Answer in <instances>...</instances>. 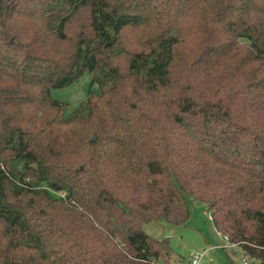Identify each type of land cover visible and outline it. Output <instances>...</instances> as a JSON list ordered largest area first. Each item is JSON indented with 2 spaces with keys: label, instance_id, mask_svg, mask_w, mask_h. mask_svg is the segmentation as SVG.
<instances>
[{
  "label": "trees",
  "instance_id": "1",
  "mask_svg": "<svg viewBox=\"0 0 264 264\" xmlns=\"http://www.w3.org/2000/svg\"><path fill=\"white\" fill-rule=\"evenodd\" d=\"M190 196L264 264V0H0V264H167Z\"/></svg>",
  "mask_w": 264,
  "mask_h": 264
},
{
  "label": "rangeland",
  "instance_id": "2",
  "mask_svg": "<svg viewBox=\"0 0 264 264\" xmlns=\"http://www.w3.org/2000/svg\"><path fill=\"white\" fill-rule=\"evenodd\" d=\"M80 21L73 22L68 27V33L75 36L79 31ZM134 31L128 33L129 40ZM190 42V41H189ZM194 41L179 46L178 51L182 54L188 53L193 48ZM195 49V48H194ZM100 86L92 82L89 72H85L78 81L63 87H56L51 90L54 99L62 101L66 105V113L73 112L79 104L84 101L91 92H99ZM191 208V215L183 225H174L166 221H150L143 225L144 230L156 238L169 236L172 241L173 252L167 264H190L192 254L206 249L207 253L203 264H244L243 258L248 264L253 260L240 247L225 248L217 245H224L226 241L214 226L206 204L195 197L188 199Z\"/></svg>",
  "mask_w": 264,
  "mask_h": 264
},
{
  "label": "built area",
  "instance_id": "3",
  "mask_svg": "<svg viewBox=\"0 0 264 264\" xmlns=\"http://www.w3.org/2000/svg\"><path fill=\"white\" fill-rule=\"evenodd\" d=\"M211 215V213H210ZM212 218V216H211ZM220 233V232H219ZM223 239L226 241L224 245H217L218 247H225V248H235L237 246L236 242L231 241L229 236L227 234H222ZM207 253L206 249H202L200 251H197L196 253L192 254L190 264H203V259ZM244 264H248L247 259L243 258Z\"/></svg>",
  "mask_w": 264,
  "mask_h": 264
},
{
  "label": "water",
  "instance_id": "4",
  "mask_svg": "<svg viewBox=\"0 0 264 264\" xmlns=\"http://www.w3.org/2000/svg\"><path fill=\"white\" fill-rule=\"evenodd\" d=\"M94 138H96V136L94 135Z\"/></svg>",
  "mask_w": 264,
  "mask_h": 264
}]
</instances>
